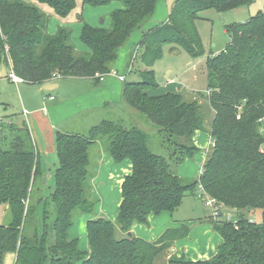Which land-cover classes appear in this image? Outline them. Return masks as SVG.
Here are the masks:
<instances>
[{"label": "trees", "instance_id": "16d2710c", "mask_svg": "<svg viewBox=\"0 0 264 264\" xmlns=\"http://www.w3.org/2000/svg\"><path fill=\"white\" fill-rule=\"evenodd\" d=\"M118 2L121 7L114 5ZM157 2L0 0V64L30 84L51 83L54 74L100 82L96 75L114 70L119 50L134 34L143 33L138 43L142 80L125 81L122 97L159 129L161 143L151 145L146 132L122 119L103 120L84 135L58 131L56 183L46 195V187L36 186L38 181L45 184L46 177L30 128L0 123V210L10 216L9 223L0 224V264L8 255L14 256V264H155L172 243L189 236L190 228H171L157 244L135 237L134 226H148L152 215L173 214L186 196L197 192L216 201L219 214L211 225L222 242L210 260L194 261L180 252L168 264H264V12L227 26L230 45L207 59L209 95L204 99L215 112L209 133L216 146L199 178L191 181L177 171L198 152L196 133L207 130L198 101L202 94L193 102L182 93L150 94L160 87L153 67L168 44L195 58L204 54L195 25L201 12L223 13L248 7L253 0H177L166 23L146 29ZM79 5L114 8L109 29L83 24L80 40L89 50L84 53L76 52L67 28L54 36L48 33L53 16L66 20ZM99 143L104 148L99 159L106 154L116 164H132L115 221L94 215L91 151L96 146L101 153ZM227 209L237 213L235 223L219 222ZM76 213L92 215L86 251L70 236ZM249 214L260 222L247 218Z\"/></svg>", "mask_w": 264, "mask_h": 264}, {"label": "rangeland", "instance_id": "374dc122", "mask_svg": "<svg viewBox=\"0 0 264 264\" xmlns=\"http://www.w3.org/2000/svg\"><path fill=\"white\" fill-rule=\"evenodd\" d=\"M177 0H158L157 2V11H155V20L157 24L165 23L166 19L170 17V14L176 4ZM121 7V4L114 3ZM40 9L47 13H52V11L45 5H40ZM112 6L109 7H99L94 8L90 6L83 7L79 5L66 20H61L58 17L53 16L50 19V26L48 33L52 36L58 34L61 28L71 31V43L74 45L76 52L84 53L89 52V50L82 44L80 40V34L82 26L84 23H88L90 26L102 27L109 29L111 27V13L114 11ZM260 12H264V0H253V3L248 7H242L235 10H230L223 13H218L215 10H207L201 12L198 16V19L195 22L197 32L200 37V48L204 52L201 57L195 58L193 55L189 54L182 47L174 45H165L163 48V57L156 62L153 70L155 72L156 81L159 84V89L156 91H151L150 94H162L165 92H174L184 94V98L188 102H193L199 98L200 94L201 99L198 100L202 106V112L205 114V128L207 130L197 132L194 138L195 146L199 149L196 155L192 159H187L186 162L178 168L177 175L181 178H185L188 175L185 169L190 171V174L187 177L188 180H197L200 174L203 171V162L206 160L209 152L215 147H212V143H215L214 138L210 135L209 131L211 129V123L215 117V112L209 106V103L204 99V96H208V70H207V59L224 52L231 43V36L227 31V26L233 24H243L249 21L252 17H255ZM153 15V17H154ZM82 16L83 20H79V17ZM138 34V33H137ZM136 38L133 36L124 47L119 50L118 59L114 63V70L118 72L119 75L126 76V82H138L141 81L139 73L144 71L143 66L141 65V51L138 42L143 38V33H139ZM134 59V60H133ZM133 64V67L131 65ZM5 67V66H3ZM130 68H133L132 73ZM7 69V68H6ZM5 71V70H4ZM3 71V73H4ZM8 69L5 71L4 79L6 83H2L0 80V116L4 124L13 123L18 127L23 126L25 123L30 128L34 141L45 142V139L42 137V130L39 129L37 123L35 125H30V120L28 122L26 116L23 114L22 106L23 101H33L35 97L38 96V90L40 89L39 85L22 83L16 85L12 81H8L9 73ZM98 75L96 78L99 79ZM172 77V78H170ZM117 79L115 77H109L106 80ZM72 78H59L57 82L63 84L62 90L66 94L61 95L56 103L63 102L66 100L67 107L65 108V114L71 115L76 112V106L79 104H87L86 102L92 101L94 97L90 94V88L87 87L84 80H78ZM88 80V79H86ZM119 83H115L114 86H117L119 89V99L117 100L116 105L108 104L104 106L103 109H94L92 111H85L78 115L73 114L71 117H68L66 120L58 124V131L64 132H76L78 134H87L91 127H94L101 123L103 120L118 121L122 119L128 126H133L141 129L146 132L152 139L151 145L160 146L159 139V129L154 127L145 116L140 115L135 110L131 109L123 102V89L125 82H121L117 79ZM97 82L94 80L96 85L103 84L104 81ZM90 83H93L91 80ZM98 83V84H97ZM9 84V85H8ZM43 90V89H42ZM62 91V92H63ZM47 91H44V94ZM121 93V96H120ZM48 94V93H47ZM119 101V102H118ZM47 108H50L47 105ZM55 116V115H52ZM46 117L44 119L41 115V118L52 129V123L55 124L53 117ZM57 122V121H56ZM45 131H47L45 129ZM41 136V137H40ZM197 136V137H196ZM207 138L206 140L200 141V137ZM48 139V138H46ZM201 142V146L198 143ZM39 143V142H38ZM52 149L56 147V141L51 142L50 145H47ZM216 146V145H215ZM99 148L102 151L97 153V147L95 146L91 151V166L90 170L97 171L99 163L98 156L103 153V145L99 143ZM158 149V148H157ZM155 153L163 154V150H154ZM40 156L43 157L39 152ZM109 158V156L107 155ZM44 167L42 168L47 180L45 184L38 181L37 187L41 185L46 187L47 194L50 193L55 187V177L54 173L56 172L59 161L58 155L55 151L54 155L51 150L48 152V157L44 159ZM188 162V163H187ZM177 170V169H176ZM43 174V175H44ZM53 175V176H50ZM103 175L97 177V175L91 180V198L93 201H97L94 208V215L99 213L100 204L103 202L105 205V210L109 213L105 217L111 218L116 214V209L113 203V195L109 194L108 185H104ZM186 179V180H187ZM45 180V179H44ZM102 187V188H101ZM101 188V189H100ZM107 188V189H106ZM40 191H34L33 196L38 197ZM121 198V195H120ZM100 203V204H99ZM218 212V211H217ZM218 214H214L213 210L210 207L206 206V196H203L197 192L194 195H188L185 197L180 210L174 212L173 214L164 213L158 217L150 216L149 225L144 226L147 230L150 229L155 218L159 227H164L166 221L172 227L174 223H181L179 226L186 225L190 228V234L185 240L175 241L172 243L171 247L165 250L160 256L156 258L155 264H168L169 259L174 256L178 251H181L186 255L187 258L193 259L192 252L197 253L195 259L200 258L201 261L210 260L216 254H212L215 250L216 243L215 238L218 233L215 232L213 226L211 225V220H217ZM223 221H234L236 220L237 213L233 210H223L222 212ZM247 218L260 222V217L255 214L246 215ZM92 215H85L76 213L74 215V225L70 230L71 238H74L78 241V248L81 251L88 250V234H87V222L90 220ZM98 218H103L100 215H97ZM206 217V218H205ZM203 219L199 220L198 219ZM10 221V216L4 211L0 210V224H7ZM235 223V221H234ZM201 225L210 226V234H200L199 227ZM178 226V228H180ZM169 227L165 231L171 229ZM160 228V229H161ZM173 228V227H172ZM197 229V230H196ZM164 231V232H165ZM134 236L139 238L140 233L136 227L133 229ZM117 236L120 237L121 233L118 232ZM123 236V235H122ZM150 237L148 239H143L150 243H160L161 238ZM220 237V236H219ZM142 239V238H139ZM190 250L192 251L190 253ZM218 251V250H217ZM180 253V252H179ZM214 253V252H213ZM188 254V255H187ZM14 260H6L4 264H14ZM77 264H81L78 262Z\"/></svg>", "mask_w": 264, "mask_h": 264}, {"label": "crops", "instance_id": "0c3cea01", "mask_svg": "<svg viewBox=\"0 0 264 264\" xmlns=\"http://www.w3.org/2000/svg\"><path fill=\"white\" fill-rule=\"evenodd\" d=\"M156 11H157V8H156ZM155 15H156V13H155ZM155 15L151 19V21L146 25V29H150V28H153L157 25H161V24L156 23ZM167 21H168V18L166 19L165 23ZM138 34L137 33L134 34V37L136 38V36H137L139 39ZM3 66H5V67H3ZM6 68L8 69L7 73H9L10 72L9 67L4 65V64H0V72L3 76V79H1L2 83H4V82L6 83V80L4 79L5 71H7ZM3 71H4V73H3ZM170 78H172V77H170ZM72 79H78V78H72ZM78 80H84V82H78V83L87 84V87L90 88L89 91H91L90 94L92 96H94L91 98H94V99L92 101L86 102L87 104L77 105L76 109H75L77 111L74 112L73 114L78 115L80 113H84L85 111H92L94 109H103L104 106H106V105L108 106L107 103L112 104V105L117 104L116 102L119 99V89L117 86H114L115 83H119V81L117 79L112 78L110 80H105L102 85L98 84V83H97L98 85H96V83H94V80H92V79H88V80L78 79ZM90 80L93 83H90L89 82ZM8 81H10V80H8ZM23 83H25V82H23ZM20 84H22V83H20ZM47 84H58V87H55V86L50 87L51 90L47 91L44 89V86ZM47 84L39 85L40 89L38 90V96L35 97V99L33 101H31L30 99H29V101H26V103H25V101H23V106H22L23 112L26 111L28 113L27 120H28V122L30 120V122H29V123H31L30 125L32 126V125H35L37 123L39 129L42 130V132H43L42 137L45 139V142H42L41 139H40V141L36 140V142H35L37 145V148H38V153L40 152L42 154V152H43V157H41L39 154L40 161L42 164L41 165L42 168L44 167L43 166L44 165V162H43L44 159L48 157V152L51 150L52 154L54 155V153L56 151L55 146H54L53 151H52V149L49 148L47 145H50L51 142H53L55 140L56 133L58 132L57 127H59L58 124L64 120H66L68 117H71L73 115V114H71V115L65 114L64 110L67 107V105H66V100L64 101V98H63V102L56 103L58 98L61 95L66 94L65 90L64 91L62 90L63 84H60L59 82H57V80H55L51 83H47ZM16 85H18V84H16ZM44 91H47V92H45V94H44ZM120 96H121V93H120ZM47 105H49L50 108H47ZM41 115L44 119H46V117H50L52 115H55V116H52L53 119L55 120V124L52 123V129L48 128L49 126L43 122L44 120L41 118ZM45 129L47 131H45ZM60 132H64V131L60 130ZM64 133H69V132H64ZM46 138H48V139H46ZM203 140H206V142H207L208 139L203 138L201 136L200 141L202 142ZM201 142L198 143V145L201 146ZM56 153H57V151H56ZM204 162H205V160H204ZM204 162H203V164H204ZM99 163H100V165H98L96 175H97V177H99L100 175H103L104 185H108V190H106V191H109V194H114L113 195V203H114V206L116 209V214H114V216L109 218V219L115 221L117 218L118 207L122 201V196L120 198V195H122L121 194V192H122L121 186L123 184L125 177L131 173L132 164L129 161H125L123 163L116 164L111 158H108L106 154H103V156H101V158L99 159ZM185 170H186L185 172L189 175L190 171L188 169H185ZM188 175L186 176V178L189 177ZM45 176H48V175H45ZM50 176H53V175H50ZM53 177H55V173H54ZM46 180H47V177L45 178V181ZM44 193L47 195V189L45 190ZM99 208H100V211H99V213H97V215H100L101 217L108 219V217H105V216H106V214L109 215V213L105 210V205L103 202L100 204ZM205 218H203V219H205ZM203 219L200 218L198 220L200 222V220H203ZM153 221H154L153 226L148 230L144 226H140V225L134 226L133 229H135V227H136V231L138 230L140 233L139 238H142V239H148L150 237L159 238L160 236H162L166 232L165 231L166 229L171 227L170 224H168V221H166V224L162 228L158 226V223H157L155 218L153 219ZM180 224L181 223H174L172 225V227L178 228V226ZM198 227L200 229L199 230L200 234H203V233L204 234L205 233L210 234V232H211L210 226L201 225ZM221 242H222L221 238L216 235V238H215L216 247H215V250L213 251L214 253L212 252L213 255L217 253L218 247L221 244ZM179 252H181V251H178V254H180ZM191 252L192 251L190 250V253ZM192 254H193L192 260L197 261L200 259V258L195 259L196 255H197V253L195 251H193ZM194 254H196V255H194ZM11 259L15 260L13 255H8L6 258V260H11Z\"/></svg>", "mask_w": 264, "mask_h": 264}, {"label": "built area", "instance_id": "2783aa9c", "mask_svg": "<svg viewBox=\"0 0 264 264\" xmlns=\"http://www.w3.org/2000/svg\"><path fill=\"white\" fill-rule=\"evenodd\" d=\"M9 70H10V72H9V75H8V79H9L10 81H12V82L15 83V84H20V83H23V82H24L23 79H21L19 76H17V75L14 73V71H12L10 68H9ZM98 77H99V79H100L101 81H105V80H106L107 78H109V77H115V78L119 79L121 82H125V81H126V77H125L124 75H119L118 72H117L116 70H112V71H110V72H108V73H105V74H100V75H98ZM59 78H61L60 75H58V74H54L53 77H52L51 82H53V81H55V80H58ZM1 79H3V76H2V74H1V72H0V80H1ZM52 99H53V98H52ZM23 114H24V115L26 116V118H27L28 113H27L26 111H24ZM2 121H3V120H2V118H1V116H0V123H3ZM211 145H212V147H215V143H212ZM201 190L203 191L202 188H201ZM206 206H207V207H210V208L213 210L214 214H217L218 207H217V205H216V201H215L214 199L206 197Z\"/></svg>", "mask_w": 264, "mask_h": 264}, {"label": "water", "instance_id": "95a60500", "mask_svg": "<svg viewBox=\"0 0 264 264\" xmlns=\"http://www.w3.org/2000/svg\"><path fill=\"white\" fill-rule=\"evenodd\" d=\"M53 86L58 87V84H47V85L44 86V89L49 91V90H51L50 87H53Z\"/></svg>", "mask_w": 264, "mask_h": 264}]
</instances>
